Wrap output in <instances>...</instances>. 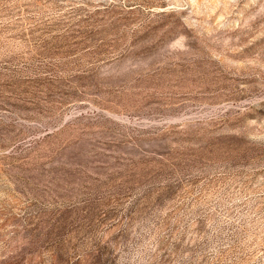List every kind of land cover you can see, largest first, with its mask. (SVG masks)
<instances>
[{
  "label": "rangeland",
  "instance_id": "374dc122",
  "mask_svg": "<svg viewBox=\"0 0 264 264\" xmlns=\"http://www.w3.org/2000/svg\"><path fill=\"white\" fill-rule=\"evenodd\" d=\"M0 264H264V0H0Z\"/></svg>",
  "mask_w": 264,
  "mask_h": 264
}]
</instances>
